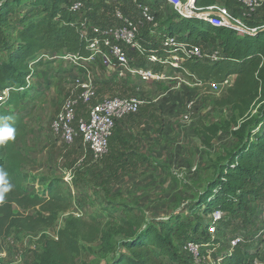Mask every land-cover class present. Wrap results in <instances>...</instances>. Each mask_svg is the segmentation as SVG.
Returning <instances> with one entry per match:
<instances>
[{
	"label": "trees",
	"instance_id": "1",
	"mask_svg": "<svg viewBox=\"0 0 264 264\" xmlns=\"http://www.w3.org/2000/svg\"><path fill=\"white\" fill-rule=\"evenodd\" d=\"M138 1L151 6L157 25L156 17H160V12L153 9L154 3ZM218 1L195 0V5L205 8ZM72 2L0 0V96L7 90L0 99V120L9 118L7 123L14 129V139L0 143V171L6 173L5 179L12 185L0 201V248L9 235L22 232L36 237L40 245L26 264H77L83 244L96 241L113 252L108 264H185L176 242L183 231L190 229L194 236L188 239L201 241L203 236L198 237V231L203 226L205 236L209 237L206 216L213 209L232 216L248 211L252 206L251 197L253 204L264 196V12H254L248 20L245 19L247 25L258 27L252 33L238 31L227 24L215 25L201 16H183L177 11L174 15L167 14L165 22L158 28L144 22L145 26L156 31L155 35L150 33L143 37L142 30L149 29L140 27L142 39H157L156 47L164 36L176 35L181 40L197 42L210 51H219L221 58L214 61L184 58L182 65L186 72L176 69L189 80H199L209 88L210 81L221 82L230 78V83L222 86L214 100V106L229 112V116L202 120L196 134L203 145L210 146L219 134L226 133L231 136L229 143L232 145L220 146L221 151L216 153L210 166L214 172L196 196L190 212L147 223L140 230L133 228L130 218L119 215L104 227L99 221L91 224L69 214L55 235L50 236L45 230L56 227L59 213L71 210L73 203L55 179L35 175L32 170L36 163L27 142V117L32 107L28 106L29 102L35 97L31 87L38 88L41 84L37 79L31 84V79L38 78L39 73L44 78L47 75L46 70L38 68L45 64L41 63L44 60L41 54L46 53V59L64 62L66 60L60 56L65 54L87 57L90 53L86 47L87 38L96 34L94 28L102 30L118 23L115 9L133 21L139 19L133 0H84L78 11L70 9ZM123 4H129L130 8ZM231 4L229 8L238 15L239 4ZM134 55L140 63L146 60L137 52ZM43 81L47 83V79ZM122 81L130 83L128 78ZM87 107L88 103H79L77 116L85 115ZM2 128L0 123V131ZM76 139L79 143L75 141L72 146L78 157L82 140L80 137ZM70 146L66 145L67 148ZM83 179L81 177L78 184L85 182ZM107 202L113 208L109 215L119 211L126 216L127 206L119 208L111 199ZM248 223H251L249 218L245 221L247 229H243L251 228L253 236L256 224L250 227ZM114 233L124 235L118 249L114 248L116 242L111 241ZM217 257L221 258L220 264H255L261 260L259 250L252 251L250 245L243 246L241 242L217 250L214 258Z\"/></svg>",
	"mask_w": 264,
	"mask_h": 264
},
{
	"label": "rangeland",
	"instance_id": "2",
	"mask_svg": "<svg viewBox=\"0 0 264 264\" xmlns=\"http://www.w3.org/2000/svg\"><path fill=\"white\" fill-rule=\"evenodd\" d=\"M146 1L153 2V9L160 12V17H156L157 25L154 24L156 28L165 22L167 14L174 15L176 11L178 12L168 0ZM218 3L227 7L232 6L230 0H219ZM129 4L131 3L129 2ZM256 12L258 14V12L263 13L264 11L257 9ZM149 31L142 30L143 37L148 36ZM128 54L131 62L137 60L134 52L131 51ZM42 57L44 60L41 63L45 64L39 65L38 68L46 70L47 75L44 78L39 73L38 78L31 79V84L33 81L35 84L36 79L41 84L38 86L39 89L36 88L37 86L31 87L33 89L31 93H34L35 97L28 105L32 107L27 117V142L36 163L32 170L35 175L55 179L61 191L71 198L73 203L71 210L59 213L56 227L46 229V234L54 236L56 229L64 223L69 214L82 218L88 223L91 222V224L99 221L104 227L119 215L130 218L133 228L140 230L147 223L157 220L164 221L173 215L184 216L189 213L196 196L214 172L210 166L216 153L221 151L220 146L232 145L229 143L232 141L231 136L226 133L219 134L210 146L203 145L196 134V129H199V123L202 120H218L229 116V112L214 106V100L219 92H211L203 84H194V81L189 80L171 66L165 68L166 74L170 76L165 80L145 81L138 76H128L130 84H137V89L133 90L131 94L143 100H149L150 103L144 104L149 110L148 114L152 117L164 114L168 124H171V128L168 130L169 138L167 140L158 139L160 142L158 150L160 151H155L156 158L151 155L153 159L157 160V163L152 159L143 167L137 168L134 175L128 174L127 177L118 180V183L112 180L108 182L107 172L104 169L102 172L104 159H100L102 160L100 164H96L100 160H94L96 163L92 164L88 147L82 142L80 143L82 152L76 157L73 148L75 143L67 148L66 144L53 133L51 122L61 106L67 86L72 84L77 75H84L88 70L95 85H99V90L103 86L102 84L115 82L113 79L117 80V75L111 68L103 64L101 56H95L92 61H83V67L69 64V60L64 62L61 59L49 60L45 56ZM180 77L183 80H179ZM45 79H47V83L43 81ZM118 79L116 84L111 85L112 88H106L111 83L104 87L102 92H105L104 97L115 94L123 95L120 88L117 90L115 86L117 82L122 85L124 79ZM97 91L98 89H96V97H99ZM190 100L193 101L192 109L187 108ZM75 141L78 142L77 139ZM164 141L169 144L166 145ZM155 148L156 146L152 148V151ZM85 162L90 163L86 166ZM155 166L157 168L152 170ZM81 177L82 179L86 178L83 179L85 182L78 184ZM107 199H111L119 208L127 206L126 216L122 210V213L116 211L113 216L109 215L113 208ZM260 201L261 199L251 204V197L250 205L252 206L248 211L223 217L215 234L213 233V237L219 243L215 242V247L219 246L218 249L210 244V237L205 236V232L202 230L203 226H201L197 235L198 237L203 236L200 252L196 255L189 254L185 250L184 244L188 238L194 235L191 234L190 229H187V232L183 231V235L176 238V242L185 264H214L213 258L217 254V250L227 249L230 240L236 236L243 238L241 241L243 246L250 245L252 251L259 250L261 260L256 261L255 264H264V240L253 239L251 228L242 233L246 219L249 218L251 222L253 221L252 223H256L257 215L255 216V214L258 212ZM123 237L124 235L120 233L112 235L111 241L116 242V244L114 243L115 249L120 248ZM244 240H249L251 243H243L247 242ZM39 249L40 245L33 235L22 232L13 233L5 239L0 248V264H26L32 260L33 251ZM112 254V251H107L98 241L91 244L84 243L77 258V264H108ZM216 259L220 260L221 258L217 257Z\"/></svg>",
	"mask_w": 264,
	"mask_h": 264
},
{
	"label": "built area",
	"instance_id": "3",
	"mask_svg": "<svg viewBox=\"0 0 264 264\" xmlns=\"http://www.w3.org/2000/svg\"><path fill=\"white\" fill-rule=\"evenodd\" d=\"M168 1L183 16H201L215 25L227 24L238 31L249 33L254 32L258 27L247 25L245 19L251 17L259 7L264 5V0H230L239 4L240 13L235 15L229 6L224 4L215 3L205 8H199L196 7L195 0ZM83 3L84 0H73L70 9L78 11L82 8ZM133 3L139 14L138 20L133 21L122 11L115 9L114 16L119 20L118 23L107 25L102 30L98 27L94 28L96 34L87 38L86 47L90 51L87 57L77 54H65L60 57L66 61L69 60V64L83 67V61H92L95 56H101L103 64L111 68L118 78L126 79L128 76H138L145 81L170 78L165 72L166 66L181 68L186 72L182 65L184 58L192 57L203 61H214L221 58L218 50L210 51L197 42L184 41L176 35L164 36L159 40L158 47L155 46L157 39L144 41L140 34V27L144 22L154 25V15L149 4L138 0H133ZM129 51L137 52L146 60L143 63L138 60L131 62ZM41 56L46 57L47 54L42 53ZM87 71L84 75L76 76L72 84L67 86L61 106L51 122V128L53 133L66 145H72L76 138L80 137L81 142L88 147L91 158L100 160L109 150L116 119L138 112L144 100L133 94L96 97L95 81L91 73ZM180 78L178 79L183 80ZM229 83V77L221 82L210 81L209 90L218 92L223 85ZM194 84L200 85L203 82L195 79ZM6 92L7 90H4L1 96L3 97ZM1 96L0 99H2ZM79 103H88L85 115L77 116ZM192 107L193 101L190 100L187 108L192 109ZM65 180L69 182L67 178ZM224 216L225 213L220 209H213L206 216V230L210 237V244L214 247L216 240L213 233L215 234L217 226ZM255 224L256 230L252 238L258 241L264 240V196L259 204ZM241 241L243 238L236 236L230 240L229 246H234ZM201 243L202 241L188 239L185 241L184 248L189 254L196 255L200 252ZM215 248L218 249L219 246ZM213 262L220 264V260L216 258H213Z\"/></svg>",
	"mask_w": 264,
	"mask_h": 264
},
{
	"label": "crops",
	"instance_id": "4",
	"mask_svg": "<svg viewBox=\"0 0 264 264\" xmlns=\"http://www.w3.org/2000/svg\"><path fill=\"white\" fill-rule=\"evenodd\" d=\"M263 6L259 7L258 9L263 11ZM124 7L130 8V5L127 4L124 5ZM141 27L142 29L148 28L150 30L149 33H151V36L155 35L154 33H156V31L150 29L149 26H145L143 24ZM111 82L102 84L103 86L100 87V90L99 85L96 84V87L98 89L97 92L99 94L98 98L104 97L105 92L102 93L104 87H106V85ZM111 85L112 83L109 84V86H107L106 88H112ZM116 86L117 90L120 88L122 94L126 93L123 95H132V91L137 89V87H134L133 83L125 84L123 82L121 85L119 84V82H117ZM146 103H150V101L144 100L143 104L141 105L142 109H139L138 113H136L135 115L131 114L128 116H124L115 121V127L111 136V145L108 152L102 158V160L104 159V168H102V172L103 169L105 172H107L108 182L112 180L117 181L118 183V180H122L124 177H127L128 174L134 175V172L137 168L139 169L141 168V166L143 167V165L147 164L153 158H156V155L154 153L159 149L160 146V142H158V139L160 138L163 140H167L169 138L168 130L171 128V124H168L164 114H162L163 116H159V114L154 117L150 116L148 114V108L144 106V104ZM164 143L166 145L169 144V142L166 141H164ZM155 146V150L152 151V148ZM81 149L82 148L80 147V153L82 152ZM88 154L90 162L92 164L96 163L93 159H91L89 151ZM151 155H153V158L151 157ZM102 160H100L101 162L98 161L99 163L96 164L102 163ZM153 161L157 163V160L153 159ZM90 162H85V165L88 166V163ZM157 166H155L152 170L156 169ZM252 222L248 223L247 226L251 227V225L253 224ZM244 228L247 229L246 226ZM242 233H244V231Z\"/></svg>",
	"mask_w": 264,
	"mask_h": 264
},
{
	"label": "clouds",
	"instance_id": "5",
	"mask_svg": "<svg viewBox=\"0 0 264 264\" xmlns=\"http://www.w3.org/2000/svg\"><path fill=\"white\" fill-rule=\"evenodd\" d=\"M9 118H3L0 120L3 128L0 131V143H4L8 139H14V129L7 123ZM6 173L0 171V201L4 199L5 193L11 190L12 185L5 179Z\"/></svg>",
	"mask_w": 264,
	"mask_h": 264
}]
</instances>
